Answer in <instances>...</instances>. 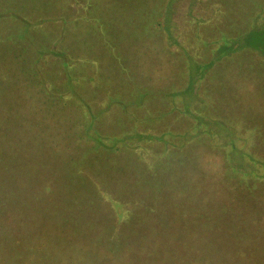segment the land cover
I'll use <instances>...</instances> for the list:
<instances>
[{
  "label": "trees",
  "instance_id": "obj_1",
  "mask_svg": "<svg viewBox=\"0 0 264 264\" xmlns=\"http://www.w3.org/2000/svg\"><path fill=\"white\" fill-rule=\"evenodd\" d=\"M36 1L38 5L33 6L28 11L29 4H21L22 0H0V21L3 23L7 22L3 26L4 30L0 32V60H2L0 62L2 67L3 65L7 66L9 72L11 68H16V71L21 72L24 70L29 74L31 82L42 83L44 84L43 88L49 82L50 87L47 89V92L54 96L56 100L49 101L52 104L48 105L47 114L56 115V117L60 115L58 116L60 122L51 120L46 125L52 124L56 127L63 125V129L61 131L55 129L50 132L47 129L49 132L47 148L50 151L52 149H56V151L53 155L50 154L51 157H47L43 166L48 167L50 174L51 170L59 169L56 175H58L61 182L60 185H72L70 189H73L72 193L74 194L64 195L66 198L63 196L58 198L57 196L56 199L63 202L62 204L51 203L48 200L49 195L44 192L39 193V195H31V198L39 200V203H43L46 206V210L44 211L32 210L31 205L29 206L28 196L21 191L22 188L24 190L26 188L31 190V186L35 187L36 184L30 185L29 181L23 178L22 172L11 171V175H19L15 184L19 183L20 186L13 188L18 190L17 194L12 193L13 189H11V193L9 191V193L0 192V244H5L4 246L18 250L27 249L41 252L55 259L58 264H216L218 262L221 264H261L260 261L264 258L262 256H259V261L257 262H255V258L252 261L246 257L245 262L240 263V258L237 256L235 258L233 249L230 246L223 245V236L225 234L231 238L244 239L247 236L245 234V227L249 226L253 228L254 226L252 218L246 217L242 219L238 213L232 217L228 216L227 212L224 211V206L227 204L229 207L237 204H247V202L239 197V193L242 191L244 192L243 195L248 197L250 195L248 193L249 186L264 189V175L222 176L223 186L218 190L216 189L217 192L222 188L226 189L228 184H233L236 193L221 195L219 199L223 202L218 206L216 199L215 208L208 206L207 202L197 203L196 205H203L198 208L199 212H197L196 218L199 219V224L189 225V220L185 219V214L182 212L181 220L188 222L183 224L185 228L179 231L174 226H180L179 221L181 220L173 218L172 221L171 218L172 223H168L164 222L166 214L153 219L150 218L149 214L150 212L154 214L159 208L166 207L155 202L154 198L149 197L156 194V186L161 182H167L168 177L166 176L161 181H149L140 177L138 163L141 162L133 158L139 157L141 154L142 159L150 161L152 164V160L149 158L150 155H148V146L152 144L153 140H165L164 133L162 135L141 133L142 139H145L143 142H148L145 148H141L139 146L133 147L131 142H127L125 140L127 138L126 133L116 137L114 136V132H107L103 127L110 128L111 125L121 124L125 125V128L129 130L133 129V131H137L136 125H134L136 120L141 121L144 118L149 121H157L155 118L166 115L165 109L161 106L156 107L150 100L157 96L166 97V93L158 91L153 95H145L143 92L142 94H138L137 99L127 100L123 98H128V93L126 96H118L123 98H116L110 95L109 90H105L106 92H103L105 97L101 94L98 97L99 99L96 98L101 84L106 83L97 80L98 77H101L100 65L96 64L98 57H91L86 54L88 50L86 49L85 41L88 40V32L82 31L86 28H95L96 36L98 42L102 44V49L111 51L113 58L119 65V67L115 68L119 73L124 75L123 71L129 72V67L122 56L125 55L124 51L118 50L119 55L121 54V59L118 58L117 53H114L117 42H112L111 34L112 30L113 33L115 32V29L111 27L115 25V20L118 16L122 18L121 23L123 27L128 24L130 25L132 21L138 22L139 15L145 17L153 16L157 12H154L155 8L149 12L146 10L153 3L148 1L140 2L138 0L140 3L139 7H128L129 5L123 4L129 0H110L107 6H109L108 9L111 16H107L106 14L97 15L96 5L99 3L97 0ZM196 1L199 2V0ZM246 1L248 2V8L246 7V9L249 10L251 8L250 14L246 9V11L237 9V12L233 9L234 7H230L229 9L226 5V0L209 1L210 8L215 4L224 3L223 6L226 9V12L222 13L221 19L218 20L222 25L220 32H224L221 39L217 41L218 48L216 53L219 55L207 61L190 57L185 58L186 69H188V74L185 73L186 82L181 86L172 87L171 92H168L172 97L171 100L174 101L175 106L179 108L180 112L188 111L189 105L183 102L184 95L192 94L195 82L203 76L207 70V66L210 67L217 59L228 57L232 52L243 49L258 51L264 54V15H261L264 9V0ZM170 3V0H163L160 3L156 1L159 16L154 21L153 26L150 27L158 30L154 26L155 22H160L162 25L164 18L171 23L173 15ZM223 6L221 5L215 10H223ZM239 11L242 16L246 15L247 18L242 20L243 23L237 26L235 16L239 14ZM169 12L170 15L168 14ZM5 15L7 17H4ZM191 17L195 22H206L210 18V16L205 18L206 16L198 17L197 15H191ZM164 27L167 31L169 30L168 25L165 24ZM117 28L123 31L126 30L120 27ZM43 29L46 31L45 33L40 32ZM103 32H107V37L110 41L101 37ZM120 35L127 37L130 34L121 32ZM75 36H78V38L76 39ZM169 38L172 39L171 34L166 35V39L169 40ZM79 42L81 46L85 47L81 51H79V46L77 49L74 46V44H79ZM183 42L184 37L180 39V43L183 44ZM191 42L190 40H185V44L189 46V50ZM183 49L186 50V48ZM191 51L193 52L194 50L192 49ZM176 53H180V51ZM43 60L45 62H42ZM84 60L94 63L99 69L98 72L96 71V74H94V70L93 73L80 74L72 70L78 62L85 65ZM99 60H101L100 57ZM56 64L57 70L52 72L51 70L56 67ZM135 65L136 63L133 66ZM147 65L154 67L159 76H162L165 71L164 66L155 65V62L148 61ZM136 68H139V66L137 65ZM143 68L145 71V67ZM72 73L78 75V77H75ZM147 74L149 77L153 76L151 71H147ZM81 78L88 79L87 86H92V89L89 87L88 91H91L94 100L85 98L79 93V89L77 90L75 83ZM145 80L148 83H152L153 81V79ZM138 87L139 81L138 83L134 82L131 90L134 91ZM24 93L25 88L22 90L19 87L15 92L16 96L26 99L23 95ZM107 93L108 97H106ZM142 97L145 98L141 99ZM17 99L16 97L12 101H16ZM19 103L16 104L15 109L12 108L11 104V119L15 121V124L19 122V119L21 122L24 116V114L19 115L21 111ZM141 103L143 104V108H146L145 111H150L151 109V111L157 114L144 113L140 115L143 116L140 118L137 117L139 114L135 115V111L127 109L129 106L136 108V105H140ZM112 112L117 113L119 117H114L111 120L110 117L112 116L110 114L113 115ZM125 112L130 113L128 115L131 120L124 119L125 117L129 119ZM159 112L161 113L159 114ZM123 113L126 116L120 115ZM100 114H103L107 122L111 121V123H106L104 120L99 121ZM70 115L74 117L76 125L70 122ZM184 117L187 118V116ZM190 117V122L186 121L191 124L190 128H187L185 131L188 132L194 129L196 135H200L196 139L197 141H205L209 138L208 136L212 129L207 124L209 120H212V117L201 115V113L197 115L193 114ZM65 119L68 123H64ZM80 119L84 122L83 125L80 124ZM114 120L117 121L115 122L116 124ZM132 121L134 123H131ZM171 122H173L172 119ZM216 122L224 123L226 121L224 116H222ZM194 132L184 137L185 141L196 136ZM263 137L264 131L262 135H259V138L255 136L254 139L256 138L258 141H261ZM217 138L221 142H224L222 137L219 138L217 136ZM83 139L94 143L92 146L86 147V151L91 150L93 147L101 152L124 148L125 151L121 157L126 156L131 161H135V163L130 162L126 165L118 163L116 167L117 174L110 175V177L115 176L116 182H119L120 175H125L130 170L131 175H125L121 191L116 182L114 188L109 186L110 177L105 183L102 180V175L105 174L99 172L98 175L101 176H98L93 173L94 170H90V163L83 155L86 151H82V146L80 145ZM246 140L248 141L249 137H246ZM57 142L61 143L58 144ZM230 147V149L228 148L229 156H232L233 154L231 153L236 145L233 144ZM64 148H66L65 151H63ZM256 150L258 152L261 149L255 148ZM257 152L251 155L259 156ZM83 159L84 167L82 168L81 161ZM104 164L108 168V163L104 161ZM141 164L145 170V163L142 161ZM261 164H263L261 166H264V163ZM234 166L233 164V169L230 170L233 173L245 168L240 169L239 166ZM11 175H0V188L3 187L1 183L2 179L11 177ZM179 176L182 175H176L174 179L176 180ZM244 178H248L247 180H250L251 183L248 184ZM83 185H86L88 190ZM260 189L258 190L261 192ZM89 191L92 193V198L94 200L96 198L98 201L100 209L94 207V201L92 202V206L88 208L89 204L86 201V197ZM135 191L136 193H134ZM7 196L11 197L6 198ZM206 196L209 195L206 194ZM187 198L188 196H185L181 200L187 202ZM64 200H67L65 204ZM9 201H11V215H8L7 211L2 210L5 208L4 205ZM210 203L208 201V204ZM77 206L82 208H77ZM248 206L250 208V205ZM167 209H170L172 214H175V210H172V207L169 206ZM241 211L246 214L248 210L242 208ZM213 212L215 213L214 215ZM255 218L262 222L264 226V217L261 220L256 215ZM239 219L244 222L242 225L239 224ZM234 226H237L239 230L238 228H234ZM190 227L193 228L191 232ZM256 242L258 243V240ZM243 244L246 246L247 242L244 241ZM248 248L254 251V249L258 248V245H254L253 243L252 247ZM220 250H222V253Z\"/></svg>",
  "mask_w": 264,
  "mask_h": 264
},
{
  "label": "rangeland",
  "instance_id": "obj_2",
  "mask_svg": "<svg viewBox=\"0 0 264 264\" xmlns=\"http://www.w3.org/2000/svg\"><path fill=\"white\" fill-rule=\"evenodd\" d=\"M22 1L21 4H29V8H27L28 11L33 6L38 5L36 0ZM38 1L41 2L42 0ZM97 1L99 2L96 5L97 15L106 14L107 16H111L110 10L108 9L109 6H107L110 0ZM139 1L153 3L148 6L146 10L149 12L151 9L155 8L154 12H157L151 17L139 15L140 18L138 22L132 21L130 25L125 24L127 25L125 27L122 26V18L118 16L115 20V25L111 27L115 29V32L113 33L112 30L111 34L112 42H117L116 45L118 47V49L116 47L114 53H117L118 58L121 59V54L119 55L118 50L124 51L125 55L122 56L125 58V63L129 67V72H126V70L123 71L124 75L119 73L115 68L119 67V65L113 58L111 51L102 49V44L98 42L95 28H86L82 31L88 32V40L85 41V46L88 50L86 54L91 57H98L96 64L100 65V76L103 77V79L98 77L97 80L106 83L101 84L96 98L101 94L104 96L103 92H106L105 90H109L110 95L116 98H123L118 96H126L128 93V98H123L127 100L137 99L138 94H142L143 92L145 95H153L158 91H164L166 97L162 98L157 96L156 98H148H151L150 101L155 104L156 107H164L166 115L155 118L157 121H149L144 118L141 121L136 120L134 125H136L137 131L125 128V125H115V122H117L115 120V126L111 125L110 128L103 127L107 132H114V136L116 137L126 133L127 138L125 140L131 142L133 147L139 146L141 148H145L148 143L143 142L145 139H142L143 136H141V133H155L156 135H162L164 133L165 140H153L152 144L148 146V155H150L149 158H151L152 164L150 161L142 159L141 154L139 157H133L134 159H138L139 162L142 163L143 161L145 163V170L142 164L138 163L140 177L149 181H161L165 179L166 176L168 177L167 182H161L156 186V194L149 197L154 198L155 202L166 207L159 208L154 214L150 212V218L153 219L157 216L166 214L167 216L164 217V222L172 223L173 218L181 220V214L184 212V217L189 220V225L199 224L200 221L196 218L197 212H199L198 208L203 205H196L197 203L207 202L208 206H213L215 208L216 199L218 206L223 202L219 199L221 195L236 193L233 184H228L226 189L222 188L217 192V190L223 186L221 180L222 176L264 175V166H261L263 165L261 163H264V137L261 141H258L256 138L254 139L255 136L259 138V135H262L264 131V54L258 51H247L243 49L232 52L228 57L217 59L210 67L207 66L206 72L195 82L192 94L184 95L183 102L189 105L188 111L185 110L184 112H180L179 108L175 106L174 101L171 100L172 97L168 92H171L174 86L178 87L186 82L185 73L188 74V69H186V57L207 61L219 55L216 53L218 48L217 41L221 39L224 32H220L222 25L218 20L221 19L222 13L224 14L226 12L223 6L224 3L215 4L210 8V0H199V2L196 0H170L173 15L172 21L170 23L164 18L162 25L160 22H155L154 26L158 29L155 30L150 26H153L154 21L159 16L156 1L160 3L163 2V0ZM139 1L129 0L123 5L127 4L126 6L129 5L128 7H139ZM226 1V5L229 9L230 7H234L233 9L236 12L241 9L244 11L246 7L248 8V2L246 0ZM221 5L223 6V10H215ZM250 9L251 8H249V10L246 9L249 14L251 13ZM231 11L233 10L231 9ZM168 14L170 15V12ZM191 15H197L198 17L206 16L205 18L210 16V18L206 22H195V20L191 19ZM261 15H264V9ZM4 17L7 16L5 15ZM246 18L247 16H242L239 11V14L235 16L236 25L238 26L243 23L242 20ZM6 24L7 22L3 23L0 21V32L4 30L3 26ZM165 24L168 25V31L164 27ZM117 27L126 30H119ZM40 32L45 33L46 31L43 29ZM121 32L130 35L127 36L128 38L123 37L120 35ZM168 34H171L172 39H166V35L168 36ZM101 37L109 40L107 32H103ZM183 37V44H185V40L192 41L190 50L189 46L180 43V39ZM75 38L77 39L78 36H75ZM74 46H76V49L79 46V51L85 48L80 45V42L79 44H74ZM183 48H186V50ZM192 49L194 50L193 52L191 51ZM179 51L180 53H176ZM99 57L101 60H99ZM148 61L155 62V65L164 66L165 71L162 76H159L154 67L147 65ZM42 62H45V60ZM57 62L59 63V61ZM84 63L85 65L78 62L72 70L80 74L93 73L94 70V74H96V71L98 72L99 69L94 63L85 60ZM134 63H136L135 66H133ZM57 64L56 67L51 70L52 72L57 70ZM137 65L140 69L136 68ZM40 67L42 66L40 65ZM143 67H145V71ZM147 71H151L153 76H147ZM74 75L78 77V75ZM145 79H153V81L152 83H148ZM138 81L139 87L132 91L131 88L133 83H138ZM87 84L88 79L81 78L75 83V86L77 90L79 89V93L85 98L94 100L91 91H88V88L90 87V89H92V86H87ZM18 87L22 90L25 88V93L23 95L26 99H21L16 96L15 92ZM43 87L44 84L42 83L38 84L31 82L29 74L24 70L21 72L16 71V68H11L9 72L7 66L3 65L2 67L0 62V175H11V171H19L23 173V178H26V181H29L30 185L36 184L35 187H33V185L31 186V190H29V188L25 190L22 188L21 192L28 196L31 209L38 211L46 210V206L43 203H39V200L31 198V195H39V193L44 192L49 195L48 200L51 203L55 202L62 204L63 202L56 199L57 196L61 198L62 196L64 197V195L74 194L72 193L73 189H70L72 185H60L61 182L58 175H56L59 169L51 170L50 174L48 167L43 166L47 157H51L50 154L53 155L56 151V149L50 151V149L47 148L49 132L55 129H59L60 131L63 129V125L58 127L52 124L46 125V123L51 120L60 122L58 120V116L60 115L56 117V115L52 116L47 114L48 105L52 104L49 101H55L56 98L47 92V89L50 87L49 82H47L45 88ZM94 90L96 91V89ZM16 97L19 101L18 99L12 101ZM106 97H108V93ZM143 98L145 97L141 99ZM148 98L146 99L148 100ZM18 103L21 105L19 115L24 114V116L21 122L19 119V122L15 124V121L11 119V104L12 108L15 109ZM142 103L136 105V108H134V106H129L127 109L129 111H135V115L137 116V114H139L137 117L140 118L143 117L140 115L144 113L150 112L157 114L151 111V109L150 111H145L146 108H143L142 105L144 103ZM112 113L113 115L110 114L112 116L110 117L111 120L114 117H119L117 113ZM160 113L161 112H159V114ZM198 113L212 117V120H209L207 124L212 130L208 136L209 138L206 140L204 139L205 141L196 140L200 135H196L194 129L188 132L185 131L187 128H190V116L193 114L197 115ZM125 114L129 118L128 114L130 113L125 112ZM125 114L123 113L120 115L126 116ZM184 116H187V118ZM222 116H224L226 122H216L217 119H220ZM69 119L70 122L76 125L72 115L69 116ZM124 119L131 120V118L127 119V117ZM171 119L173 122H171ZM100 120L111 123V121L107 122L103 114H100L99 121ZM186 121L189 122L187 123ZM64 123H68L66 119ZM83 123L82 121L80 122L81 125H83ZM131 123H134V121ZM193 132L196 136L185 141L184 137ZM215 134L219 138L222 137L224 142H221ZM246 137H249L248 141ZM57 143L60 144L61 142ZM93 144L92 141L87 139H83L82 144L80 143L82 151H86V147H90ZM233 144L236 145V147L231 153L233 155L229 156L228 148L230 149V146H233ZM255 148L261 150L257 152ZM65 150L66 148L63 149V151ZM124 151V148H120L115 151L106 150L101 152L93 147L83 155L89 161V168L90 170H94L93 173L95 175H98L99 172L105 174L102 175V180L106 183L110 175L117 174L116 167L118 163H124L123 165L129 164L130 162L135 163V161H131L126 156L123 158L121 157ZM255 152H257L259 156L251 155ZM104 161L108 163V168L105 166ZM233 164L236 167L239 166L240 169L245 168L244 170L235 169L239 172L236 171L233 173L230 171L233 169ZM81 166L82 168L84 167V159L81 161ZM119 169L121 168L119 167ZM125 175H131L130 170H128ZM125 175H120L119 182H116L115 176H111L109 178V186L114 188L116 182L121 191ZM176 175L182 176H179L175 180L174 176ZM18 177L19 175H11V177L3 178L1 182L3 187L0 188V192L5 193L9 191L11 193V189L20 186L19 183L15 184L17 183ZM244 179L248 184L251 183L250 180H247L248 178ZM180 185L181 187H179ZM83 186L87 189L86 185ZM248 188V193L250 195L246 197L243 195L244 192L241 191L239 197L247 202L250 208L247 204L237 203V205L230 207L228 204L224 206V211L227 212L228 216L232 217L238 213L242 219L247 217L254 220L253 228L249 226L245 227L246 238H231L226 234L223 236V241L225 242H223V245L227 247L230 246L233 249L234 256L235 258L236 256L240 258V263H244L246 257L250 258L252 261L253 258H255V262L259 261V256L264 257V226L262 222L255 218L256 215L261 220L262 217H264V195H262L264 189L251 186ZM258 189H260L262 193ZM12 193L17 194L18 190L13 189ZM134 193H136V191ZM206 194L210 197L206 196ZM185 196H188L187 202L181 200ZM10 197L11 196H7L6 198ZM66 201L67 200H64V204ZM86 201L89 204L88 208L92 206L93 201L95 202L94 207L97 209L101 208L96 198L95 200L92 198V193L90 191L88 192ZM208 201L211 203L208 204ZM169 206L172 207V210H175V214H172L171 210L167 209ZM4 207L5 208L2 210L7 211L8 215H11V201L5 204ZM79 207L80 206H77V208ZM242 208L248 210L246 214L242 213ZM214 214L213 212V215ZM186 222L183 220L179 221L180 226H174L175 229L180 231L182 228H185L183 224H186ZM243 223L244 222L239 219V224L242 225ZM190 228L191 232L193 228ZM234 228L238 227L234 226ZM257 240L259 244L256 242ZM244 241L247 242L246 246L243 244ZM253 243L254 245H258V248L251 251L248 247H252ZM4 245L5 244H0V264H58L55 259L41 252L27 249L18 250ZM220 252L222 253V250H220ZM260 263L264 264V258ZM216 264L221 263L218 262Z\"/></svg>",
  "mask_w": 264,
  "mask_h": 264
}]
</instances>
